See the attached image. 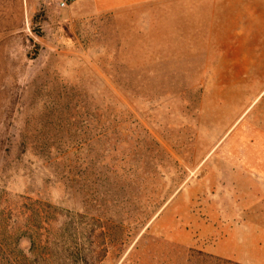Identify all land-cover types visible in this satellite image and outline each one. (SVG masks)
<instances>
[{
    "label": "rangeland",
    "instance_id": "374dc122",
    "mask_svg": "<svg viewBox=\"0 0 264 264\" xmlns=\"http://www.w3.org/2000/svg\"><path fill=\"white\" fill-rule=\"evenodd\" d=\"M57 2L0 0V264H264V212L219 179L264 88L261 3Z\"/></svg>",
    "mask_w": 264,
    "mask_h": 264
},
{
    "label": "crops",
    "instance_id": "0c3cea01",
    "mask_svg": "<svg viewBox=\"0 0 264 264\" xmlns=\"http://www.w3.org/2000/svg\"><path fill=\"white\" fill-rule=\"evenodd\" d=\"M155 0H93L98 11H115L126 7L151 2ZM253 3H261L259 12L253 13L252 17H260L264 20V0H251ZM242 118H245L242 122ZM231 127L228 146V162L230 170L221 173V180H228L232 191L237 192L239 201L248 209L255 212H264V88L247 105L241 117ZM221 184V187L224 186ZM264 220V216L261 217ZM218 221L219 218L216 217ZM224 238H229L224 236ZM226 240V239H225ZM230 240V239H229ZM206 254L239 264H255V262H243L241 251L230 247L227 250L222 242L203 250ZM249 252V250H245ZM252 256V255H251ZM250 255L246 259H253ZM261 260H264V255ZM257 260V258H256Z\"/></svg>",
    "mask_w": 264,
    "mask_h": 264
},
{
    "label": "built area",
    "instance_id": "2783aa9c",
    "mask_svg": "<svg viewBox=\"0 0 264 264\" xmlns=\"http://www.w3.org/2000/svg\"><path fill=\"white\" fill-rule=\"evenodd\" d=\"M76 0H58L57 7L60 10L68 9Z\"/></svg>",
    "mask_w": 264,
    "mask_h": 264
},
{
    "label": "trees",
    "instance_id": "16d2710c",
    "mask_svg": "<svg viewBox=\"0 0 264 264\" xmlns=\"http://www.w3.org/2000/svg\"><path fill=\"white\" fill-rule=\"evenodd\" d=\"M18 244V243H17ZM33 245L34 246H36L37 244H36V241H34L33 240ZM17 246H19V244L17 245ZM200 257H206V256H204L203 254H198ZM206 259H211V258H208V257H206ZM215 264H232L231 262H227V261H223V260H220V259H218V260H216V263Z\"/></svg>",
    "mask_w": 264,
    "mask_h": 264
}]
</instances>
